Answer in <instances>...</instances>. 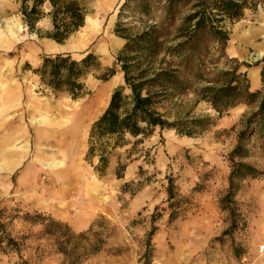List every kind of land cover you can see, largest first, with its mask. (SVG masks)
Segmentation results:
<instances>
[{
	"label": "rangeland",
	"instance_id": "1",
	"mask_svg": "<svg viewBox=\"0 0 264 264\" xmlns=\"http://www.w3.org/2000/svg\"><path fill=\"white\" fill-rule=\"evenodd\" d=\"M125 1L80 0L84 26L58 43L47 36L48 16L29 30L22 0H0V264H264V136L247 139V156L235 159L261 175L235 179L228 196L229 155L247 106L219 117L190 91L166 108L210 120L193 134L157 127L146 138L126 136L103 172L86 157L92 124L124 86L116 58L126 41L116 26L136 34L158 21L137 13L134 0L121 13ZM56 53L97 56L100 69L80 97L53 92L34 73ZM225 53L249 64L240 70L251 91L261 89L264 0L230 26ZM80 233L88 243L68 237ZM92 242L97 249L78 260L61 251Z\"/></svg>",
	"mask_w": 264,
	"mask_h": 264
},
{
	"label": "trees",
	"instance_id": "2",
	"mask_svg": "<svg viewBox=\"0 0 264 264\" xmlns=\"http://www.w3.org/2000/svg\"><path fill=\"white\" fill-rule=\"evenodd\" d=\"M261 2L134 0L137 13L158 14V21L143 24L136 34L128 33L123 25L116 26L115 33L126 41L116 58L124 86L113 91L107 108L89 131L86 157H97V171L103 172L112 151L126 144V136L146 138L157 127L191 135L204 127L210 121L207 118H189L166 108L191 91L197 102L208 103L219 117L240 104L250 109L240 120L237 143L229 155L232 170L228 196L233 195L235 179L261 175L255 167L235 162V159L247 156L244 146L247 139L255 134L264 136V68L261 89L251 91L246 74L240 70L250 65L229 59L225 53L230 26L246 9H255ZM130 3L131 0H126L120 12L124 13ZM46 5L49 11L44 13ZM19 12L29 30H34L44 15L48 16L51 30L47 36L58 43L83 27L87 15L80 0H22ZM99 69L100 62L93 53L80 59L70 53H56L44 55L34 73L41 84L53 92L78 98L84 92L86 76ZM113 74L114 70L109 69L102 79L107 80ZM125 88L129 93H124ZM167 193L169 200L174 198L172 180H169ZM68 237L89 242L86 233ZM94 243L69 252L61 251L70 261L78 260L82 254L97 249Z\"/></svg>",
	"mask_w": 264,
	"mask_h": 264
},
{
	"label": "bare ground",
	"instance_id": "3",
	"mask_svg": "<svg viewBox=\"0 0 264 264\" xmlns=\"http://www.w3.org/2000/svg\"><path fill=\"white\" fill-rule=\"evenodd\" d=\"M39 122L41 123V122H43L42 120H39ZM57 164H60V163H58V162H54L53 164H49L48 165V167H51V166H53V165H57ZM88 198V197H87Z\"/></svg>",
	"mask_w": 264,
	"mask_h": 264
}]
</instances>
